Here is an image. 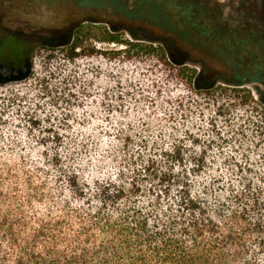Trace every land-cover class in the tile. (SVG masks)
Returning a JSON list of instances; mask_svg holds the SVG:
<instances>
[{"label":"trees","instance_id":"1","mask_svg":"<svg viewBox=\"0 0 264 264\" xmlns=\"http://www.w3.org/2000/svg\"><path fill=\"white\" fill-rule=\"evenodd\" d=\"M87 1L68 0L90 13L65 20L73 35L59 45L0 26V264H264V178L224 198L226 175L260 160L218 161L214 144L236 139L224 130L249 100L207 99L218 107L189 135L196 142L169 138L142 112V43L166 78L157 87L177 85L189 104L216 89L214 70H178L164 43L142 38L149 27L180 46L204 34L189 16L199 3L172 0L178 21L161 0ZM97 3L107 12L92 18ZM92 38L114 46L83 50Z\"/></svg>","mask_w":264,"mask_h":264},{"label":"rangeland","instance_id":"2","mask_svg":"<svg viewBox=\"0 0 264 264\" xmlns=\"http://www.w3.org/2000/svg\"><path fill=\"white\" fill-rule=\"evenodd\" d=\"M89 1L92 6L93 0H88L87 3ZM161 1L168 3L167 17L179 21L181 15L173 6L172 0ZM196 1L201 2L196 7L199 14L194 11L192 16H189L194 19L198 17L204 19L201 25L208 26L204 34H194L195 37H189L180 46L164 37L156 36L158 33L154 31H159L146 25L149 28L148 30L142 28V38H152V40L164 43L167 59L169 58V62L178 70L189 68V74L195 70L199 74L198 72L203 71L204 65L214 70L216 73L212 77L215 79L218 76L216 89L203 93V95L200 93L198 98L193 96L194 102L189 104L187 99L182 97L184 90H179L177 85H168L163 89L157 87L156 84L159 85V82L166 78L163 77V71H153L151 62H155L156 58L148 56L146 43H142V112L147 110L148 115L152 117V127L161 130L169 138L187 136L184 140L196 142V139L189 135L196 131L204 132L201 125L204 121L201 117H205L208 112L213 113L218 107L214 101L208 102L207 99L222 95L226 99L237 96L238 104L242 100H249L247 106L238 107L237 112H241L240 115L244 114V117L236 122L235 126L224 124L227 128L225 132L237 129L236 139H224L225 143L222 145L220 141L219 143L213 142L217 147L222 146V149L217 148V153L215 151L218 161H225L228 159L227 155H231L239 161L238 164H242L244 163L242 156L248 154L260 160L253 167L244 166L242 173L231 171L229 175H226L230 181L229 185H232L224 192V198H228L232 188L241 189L245 180L251 179L255 183L264 178V0ZM70 3L68 0H57L48 4L38 0H33L32 3H29V0H0V26L9 28L15 35L28 37L40 44L49 41L59 45L68 39L71 40L73 35V30L69 28L71 21L66 22L65 20L74 18L72 20L75 21L90 13L88 9H79L76 3L71 5ZM97 4L100 5L95 10L99 13L91 15L92 18H97L99 14L107 12L102 9L101 3ZM127 4L130 8L135 7L132 1ZM76 12L78 16H75ZM89 26L94 25H86L87 28ZM112 28L120 32L123 38L127 37L121 25L115 24ZM93 30L103 32L104 27L94 26ZM92 46L108 49L114 45L99 43L92 38L84 43L82 49L92 48ZM160 54L162 55L161 52ZM43 61L42 57L37 56L36 70L40 68ZM81 61L86 63L91 59L84 58ZM162 66L163 63H160V68ZM243 78H250L251 81L245 83ZM247 93L251 94L249 99H247ZM153 116H158V118H153ZM219 121L222 122L220 119ZM145 130L147 129L142 127V131ZM218 137H214V140L217 141ZM140 146L143 145L140 144ZM138 149L135 146L133 151ZM249 169L252 172L248 171Z\"/></svg>","mask_w":264,"mask_h":264},{"label":"water","instance_id":"3","mask_svg":"<svg viewBox=\"0 0 264 264\" xmlns=\"http://www.w3.org/2000/svg\"><path fill=\"white\" fill-rule=\"evenodd\" d=\"M245 83H249L250 81H251V79L250 78H244V80H243Z\"/></svg>","mask_w":264,"mask_h":264},{"label":"flooded vegetation","instance_id":"4","mask_svg":"<svg viewBox=\"0 0 264 264\" xmlns=\"http://www.w3.org/2000/svg\"><path fill=\"white\" fill-rule=\"evenodd\" d=\"M196 3H199L200 4L201 2L200 1H198V2L196 1ZM243 80H244V78H243Z\"/></svg>","mask_w":264,"mask_h":264}]
</instances>
